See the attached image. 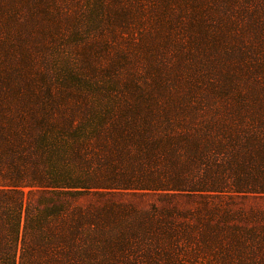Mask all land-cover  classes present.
Returning a JSON list of instances; mask_svg holds the SVG:
<instances>
[{
	"label": "trees",
	"instance_id": "1",
	"mask_svg": "<svg viewBox=\"0 0 264 264\" xmlns=\"http://www.w3.org/2000/svg\"><path fill=\"white\" fill-rule=\"evenodd\" d=\"M151 2L174 45L147 74L91 38L50 62L70 3L0 0V264H264V212L231 207L264 196V0Z\"/></svg>",
	"mask_w": 264,
	"mask_h": 264
},
{
	"label": "rangeland",
	"instance_id": "2",
	"mask_svg": "<svg viewBox=\"0 0 264 264\" xmlns=\"http://www.w3.org/2000/svg\"><path fill=\"white\" fill-rule=\"evenodd\" d=\"M63 2L70 3L69 20L60 21V25L67 24V32L69 34H77L75 37L69 36L72 42L66 43L64 47H56L50 51L49 61L55 62V64H62L63 67L73 68L74 66H81L79 62V56L77 54L84 53L85 47L90 41V38L94 41L92 43L94 50L98 51L103 47L105 42L112 43L108 54L106 55L105 63H114L116 65L125 68L127 73L129 72H147L148 64L155 62L164 63L165 54L168 50H163L159 54H163L164 59L156 56V52H160V48L166 46L169 50L173 49V29L166 21L164 24L159 23L157 20L158 12L154 11L151 0H61ZM122 3V4H121ZM222 5L219 8H223ZM72 19V21H70ZM162 20L163 18L160 17ZM65 26V25H64ZM234 31V26L228 28ZM176 32V30H174ZM209 35V33H207ZM112 40L115 41L112 42ZM80 44V45H78ZM80 47V48H79ZM179 55V53H177ZM162 72H165L170 76L172 80H176V71L169 68H162ZM105 80V79H104ZM110 92H116L115 85L108 86ZM181 90H187L188 84H181ZM175 91H179L175 89ZM167 92L166 89L163 91ZM172 92V91H171ZM191 201H186L183 196L175 198L177 211L179 215L183 216L193 213L194 210L202 212L204 207L198 208V201L200 198L197 194ZM90 196H81L76 199L75 203L84 204L88 202ZM118 200H127L128 196L116 197ZM133 201L137 206L146 207L151 203L157 205L162 204V198L150 195V196H135ZM197 207V208H195ZM232 210L243 209L260 210L264 212V196H258L251 194L245 199L233 200L231 205ZM195 208V209H194ZM182 218V219H181ZM181 222H184V218L181 217ZM194 223L197 222L194 218ZM192 222V220L190 221ZM219 251V250H218ZM214 252H210L212 256ZM206 264H215L213 261H206ZM225 264V263H220Z\"/></svg>",
	"mask_w": 264,
	"mask_h": 264
}]
</instances>
